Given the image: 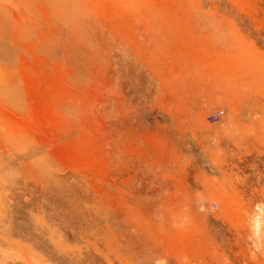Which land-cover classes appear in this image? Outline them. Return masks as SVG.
Wrapping results in <instances>:
<instances>
[{
    "label": "rangeland",
    "instance_id": "374dc122",
    "mask_svg": "<svg viewBox=\"0 0 264 264\" xmlns=\"http://www.w3.org/2000/svg\"><path fill=\"white\" fill-rule=\"evenodd\" d=\"M0 81V264H264V0H0Z\"/></svg>",
    "mask_w": 264,
    "mask_h": 264
},
{
    "label": "bare ground",
    "instance_id": "6f19581e",
    "mask_svg": "<svg viewBox=\"0 0 264 264\" xmlns=\"http://www.w3.org/2000/svg\"><path fill=\"white\" fill-rule=\"evenodd\" d=\"M29 1H30V0H29ZM13 2H14V1H13ZM68 2H69V1H68ZM36 3H38V2H36ZM36 3H35V4H36ZM69 4H70V3H69ZM21 5H22V4H21ZM40 5H41V4H40ZM22 6H23V5H22ZM34 6H35V5H34ZM52 6H53V5H52ZM42 7H43V6H42ZM68 8H69V7H68ZM42 9H43V8H42ZM15 10H16V9H15ZM23 11H24V10H23ZM26 11H27V9H26ZM37 11H38V10H37ZM46 11H47V10H46ZM13 12H14V11H13ZM27 12H28V11H27ZM41 12H42V11H41ZM72 12H73V11H72ZM70 13H71V12H70ZM70 13H69V14H70ZM29 14H30V13H29ZM42 14H43V13H42ZM42 14H41V15H42ZM63 14H64V13H63ZM71 14H73V13H71ZM8 16H9V15H8ZM12 16H14V15H12ZM67 16H69V15H67ZM48 17H49V16H48ZM53 17H54V16H53ZM53 17H52V18H53ZM71 17H72V16H71ZM73 17H74V15H73ZM45 18H46V17H45ZM52 18H51V19H52ZM52 20H53V19H52ZM58 20H59V19H58ZM27 21H28V20H27ZM29 21H30V20H29ZM33 21H34V20H33ZM37 22H38V21H37ZM45 22H46V20H45ZM31 23H32V22H31ZM6 25H7V24H6ZM45 25H46V23H45ZM57 25H58V24H57ZM35 27H36V26H35ZM31 29H32V28H31ZM33 29H35V28H33ZM32 32L34 33V31H32ZM30 33H31V32H30ZM27 35H28V34H27ZM1 36H2V35H1ZM30 36H31V35H30ZM58 36H59V35H58ZM9 37H10V36H9ZM10 38H11V37H10ZM82 38H83V37H82ZM12 39H13V38H12ZM33 39H34V38H33ZM7 40H8V39H7ZM14 41H15V40H14ZM59 41H60V40H59ZM18 42H19V41H18ZM58 43H59V42H58ZM11 45H12V44H11ZM58 45L60 46V44H58ZM1 46H2V45H1ZM21 48H22V47H21ZM18 49H19V48H18ZM21 51H22V50H21ZM2 52H3V51H2ZM4 59H5V58H4ZM19 60H20V59H19ZM28 63H29V62H28ZM14 67H15V66H13V68H14ZM24 67H25V66H24ZM7 69H8V68H7ZM7 71H8V70H7ZM15 71H16V70H15ZM15 71H14V72H15ZM7 74H8V73H7ZM8 75H9V74H8ZM12 78H14V77H12ZM15 79H17V78H15ZM5 81H6V80H5ZM0 82H1V81H0ZM0 84H1V83H0ZM2 84H3V83H2ZM1 87H2V86H1ZM20 101H22V100H20ZM13 105H14V104H13Z\"/></svg>",
    "mask_w": 264,
    "mask_h": 264
}]
</instances>
